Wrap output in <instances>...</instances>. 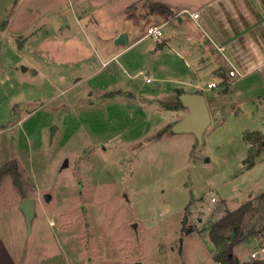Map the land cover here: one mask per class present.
Returning a JSON list of instances; mask_svg holds the SVG:
<instances>
[{"label":"rangeland","instance_id":"rangeland-1","mask_svg":"<svg viewBox=\"0 0 264 264\" xmlns=\"http://www.w3.org/2000/svg\"><path fill=\"white\" fill-rule=\"evenodd\" d=\"M149 1L0 0V167L17 172L0 177V236L27 264H216L211 222L250 201L242 232L264 224V110L226 94L200 143L172 131L187 111L165 106L188 87L142 37ZM247 132L263 135L249 167Z\"/></svg>","mask_w":264,"mask_h":264},{"label":"crops","instance_id":"crops-1","mask_svg":"<svg viewBox=\"0 0 264 264\" xmlns=\"http://www.w3.org/2000/svg\"><path fill=\"white\" fill-rule=\"evenodd\" d=\"M152 1L165 4L170 10L167 18L148 14L147 19L148 26L161 25L163 41L158 48L167 46L172 54L168 63L173 73L177 75L180 70L177 59L184 65L178 75L185 78L181 82L188 88L179 89L201 94L211 91L208 99L203 95L213 116L217 114L218 99L226 94L233 96L238 105L264 110V0ZM194 11L197 18L189 14ZM232 68L241 75L230 76L228 71ZM204 76L205 87L201 83ZM210 82L219 86L216 92H212L215 87H207ZM11 240L0 236V264H27L26 252L17 246L18 240ZM247 240L253 241L252 251L256 247L255 236ZM23 255L25 259L21 260ZM235 256L238 264L249 260V255L246 259Z\"/></svg>","mask_w":264,"mask_h":264},{"label":"trees","instance_id":"trees-1","mask_svg":"<svg viewBox=\"0 0 264 264\" xmlns=\"http://www.w3.org/2000/svg\"><path fill=\"white\" fill-rule=\"evenodd\" d=\"M133 5H130L131 8ZM143 7L146 9L147 14H158L162 17H169L170 10L169 8L161 3L156 1H149L143 3ZM132 13H127V17H132ZM162 42L157 43V47H160ZM185 91L179 88L174 90L173 99L170 104L165 107L171 110H177L183 108L179 95ZM165 104V103H164ZM246 140L253 139L258 141V144L255 148L252 146L247 151V158L245 160L246 165L249 167L253 165V159L258 155L260 151V145L262 143L263 137L260 134H254L253 132H247L244 134ZM15 164L12 162H7L0 167V177L5 173H12L17 175L15 170ZM264 197V192L259 195V198ZM252 202H244L238 207L232 210H226L223 215L218 217L216 220L209 224L208 228V237L212 244V259L216 264H238V259L233 253V247L236 243L240 242L243 239H249V237L256 236L259 233L264 231V224L261 225L260 229H249L247 232H242V224L246 214L251 210ZM188 205L185 206L184 210L185 216L181 221V230L186 234L191 233L193 228L191 226L185 227L187 214H188ZM244 264H263L259 261H247Z\"/></svg>","mask_w":264,"mask_h":264},{"label":"water","instance_id":"water-1","mask_svg":"<svg viewBox=\"0 0 264 264\" xmlns=\"http://www.w3.org/2000/svg\"><path fill=\"white\" fill-rule=\"evenodd\" d=\"M127 41L125 33H120L114 40L115 44H123ZM182 106L186 109V114L177 120L170 128L175 132H189L194 135L197 142H201L202 133L210 123V114L208 111L206 99L203 94L195 92H184L179 95ZM53 131V128H51ZM264 143V141H263ZM67 161L64 160L62 166H66ZM49 198V195H46ZM23 210L25 220L29 223L33 213V199L28 198L20 203Z\"/></svg>","mask_w":264,"mask_h":264},{"label":"built area","instance_id":"built-area-1","mask_svg":"<svg viewBox=\"0 0 264 264\" xmlns=\"http://www.w3.org/2000/svg\"><path fill=\"white\" fill-rule=\"evenodd\" d=\"M191 17L197 18L198 13L196 11L189 13ZM144 36L151 37L156 43L162 42L163 39V31L161 29V25H150L146 28V32ZM230 76L233 75H241L236 69L232 68L228 71ZM217 84L215 82L207 83L208 88L215 87ZM211 201L214 200L213 197L210 199ZM256 240V247L250 251L249 253V260L248 261H259L263 262L264 264V231L259 233L255 236ZM244 264V263H243Z\"/></svg>","mask_w":264,"mask_h":264}]
</instances>
